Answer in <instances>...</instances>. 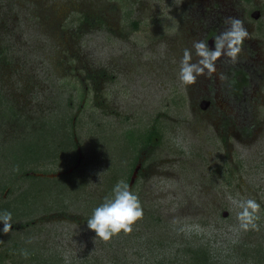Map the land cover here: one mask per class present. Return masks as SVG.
I'll return each mask as SVG.
<instances>
[{
  "label": "rangeland",
  "instance_id": "obj_1",
  "mask_svg": "<svg viewBox=\"0 0 264 264\" xmlns=\"http://www.w3.org/2000/svg\"><path fill=\"white\" fill-rule=\"evenodd\" d=\"M227 17L249 32L237 60L185 85V50L198 63L194 43L214 47ZM0 110V209L14 213L0 264H195L201 247L211 264H264V0H0ZM153 126L154 144L124 150ZM25 145L44 159L15 162ZM120 180L143 216L104 241L87 219ZM247 198L260 209L243 230Z\"/></svg>",
  "mask_w": 264,
  "mask_h": 264
},
{
  "label": "clouds",
  "instance_id": "obj_2",
  "mask_svg": "<svg viewBox=\"0 0 264 264\" xmlns=\"http://www.w3.org/2000/svg\"><path fill=\"white\" fill-rule=\"evenodd\" d=\"M225 24L227 27L214 38V47L209 48L205 41L194 43L196 53L200 57L198 63L191 62V53L185 50L178 73L179 79L185 85L194 83L197 76L206 69L213 70L215 60L221 55L229 57L232 62L237 60L241 45L249 32L240 18L227 17ZM236 207L240 228L248 230L250 227H256V214L260 204L255 199L247 198L237 201ZM142 216L143 208L138 194L130 189L127 182L120 180L113 185L111 194L93 208L87 219V226L94 230L96 237L107 241L122 230L131 231L133 223ZM12 217L11 211L0 210V223L3 224L0 232L8 233L12 229ZM21 254L29 255L26 249H22Z\"/></svg>",
  "mask_w": 264,
  "mask_h": 264
},
{
  "label": "trees",
  "instance_id": "obj_3",
  "mask_svg": "<svg viewBox=\"0 0 264 264\" xmlns=\"http://www.w3.org/2000/svg\"><path fill=\"white\" fill-rule=\"evenodd\" d=\"M246 82H247V74L245 72H243V71H235L233 73V77H231V85L233 87V90L236 93H240L241 87ZM10 111H11V109H10ZM0 113H2V110H0ZM12 114H13V111H12ZM5 115L6 114L4 113V116ZM13 115H15V114H13ZM125 135H126V142H125V145H124V150H127V148L129 150L130 149L131 150L132 149L136 150L137 147H140L138 145H142L141 148H147L148 145L154 144L155 138H158V129L153 126L151 128H147L142 134H140V132H138L135 135H134V130L130 129V130H128L126 132ZM140 140H141V143H139ZM23 150H24V153L22 152L21 156H18V154L17 155L16 154L13 155V158H14L15 162L18 163L17 159L22 161V162H19L20 165H23L25 160L36 161V160L44 159V158H42L40 156V153L38 152V150L40 151V148L36 149V147H35V149H34L30 145H25V148H23ZM46 155H48V154H46ZM73 160H74V162L78 161V156H76V153L74 155V159ZM137 162H138V156H134L132 162L130 163V164H132L131 165V169H130L129 173L127 174L128 175L127 176L128 181H129V179L131 177V172L133 171V169H134V167H135ZM13 167H15V166H13ZM16 171L18 172V169ZM72 175H73V173L68 174V175H63V176H61V178H63V180H68L69 178H71ZM45 179L49 180V181H55V179H53V180L52 179H48V178H45ZM21 195H25L26 196V194L24 192ZM2 209L4 210V209H6V207L4 206V207H2ZM262 213L264 214V211H262ZM12 214H14V213H12ZM260 221H261V218H259V222ZM251 248L253 249V253L254 252H260L262 250L261 243H258L257 245H253V246H251ZM192 254H193V256H191L190 258L192 259L193 263H195V264H211L210 256H208L209 254L207 253L206 249H203L202 247L193 249L192 250ZM2 259L3 258L0 255V260H2ZM42 261L44 263V258H43ZM254 263L261 264L262 262H260V260H259V261H255Z\"/></svg>",
  "mask_w": 264,
  "mask_h": 264
},
{
  "label": "water",
  "instance_id": "obj_4",
  "mask_svg": "<svg viewBox=\"0 0 264 264\" xmlns=\"http://www.w3.org/2000/svg\"><path fill=\"white\" fill-rule=\"evenodd\" d=\"M258 15H259V12H254L253 13V16L254 17H258ZM212 40H213V37L212 38H210V40H209V42H208V46L210 47V48H212ZM225 215H226V213H224Z\"/></svg>",
  "mask_w": 264,
  "mask_h": 264
}]
</instances>
